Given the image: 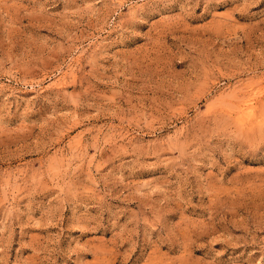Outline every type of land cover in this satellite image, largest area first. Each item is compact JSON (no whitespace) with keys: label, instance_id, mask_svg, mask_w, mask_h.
Listing matches in <instances>:
<instances>
[{"label":"rangeland","instance_id":"rangeland-1","mask_svg":"<svg viewBox=\"0 0 264 264\" xmlns=\"http://www.w3.org/2000/svg\"><path fill=\"white\" fill-rule=\"evenodd\" d=\"M0 264H264V0H0Z\"/></svg>","mask_w":264,"mask_h":264},{"label":"bare ground","instance_id":"bare-ground-1","mask_svg":"<svg viewBox=\"0 0 264 264\" xmlns=\"http://www.w3.org/2000/svg\"><path fill=\"white\" fill-rule=\"evenodd\" d=\"M248 102V101H247ZM243 107V106H242ZM251 107V106H250ZM250 109V108H249Z\"/></svg>","mask_w":264,"mask_h":264}]
</instances>
